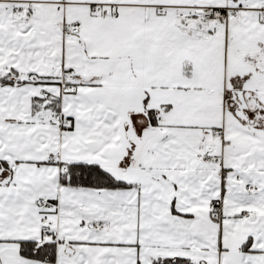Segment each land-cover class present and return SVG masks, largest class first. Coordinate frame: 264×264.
Masks as SVG:
<instances>
[{"label": "snow or ice", "instance_id": "snow-or-ice-1", "mask_svg": "<svg viewBox=\"0 0 264 264\" xmlns=\"http://www.w3.org/2000/svg\"><path fill=\"white\" fill-rule=\"evenodd\" d=\"M0 264H264V0H0Z\"/></svg>", "mask_w": 264, "mask_h": 264}]
</instances>
